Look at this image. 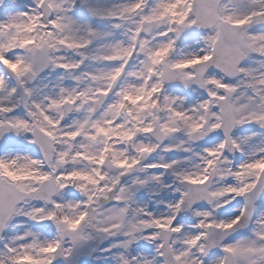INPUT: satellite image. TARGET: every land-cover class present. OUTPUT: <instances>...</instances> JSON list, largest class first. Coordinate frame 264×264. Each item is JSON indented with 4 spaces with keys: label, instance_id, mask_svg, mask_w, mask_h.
<instances>
[{
    "label": "snow or ice",
    "instance_id": "obj_1",
    "mask_svg": "<svg viewBox=\"0 0 264 264\" xmlns=\"http://www.w3.org/2000/svg\"><path fill=\"white\" fill-rule=\"evenodd\" d=\"M0 264H264V0H0Z\"/></svg>",
    "mask_w": 264,
    "mask_h": 264
}]
</instances>
